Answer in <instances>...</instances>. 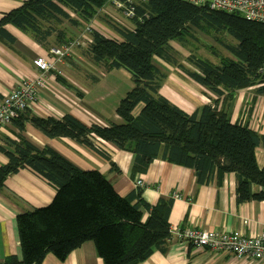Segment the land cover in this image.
<instances>
[{"label": "trees", "instance_id": "16d2710c", "mask_svg": "<svg viewBox=\"0 0 264 264\" xmlns=\"http://www.w3.org/2000/svg\"><path fill=\"white\" fill-rule=\"evenodd\" d=\"M110 0H22L0 15V40L13 46L12 25L42 46L54 38L56 47L68 44L65 23L83 29ZM132 27L114 24L120 38L95 27L85 55L108 70L124 68L134 81L116 108L120 122L88 125L70 113L58 119L42 117L27 108L13 120L15 138L6 137L0 151V189L7 178L30 169L51 184L52 201L20 213L17 225L22 255L11 254L0 264H42L48 254L65 260L87 241H93L104 264H139L156 250L165 251L171 238L172 197L155 205L122 196L96 169L84 170L50 146L38 147L23 132L30 123L49 138H69L96 147L93 139L134 154L132 173L146 172L156 158L190 168L198 184L221 185L228 173L237 177L239 202L264 200V167L256 147L264 134L243 122H233L227 106L233 93L253 87L264 96V23L238 12L212 9L184 0H146L134 4ZM197 32L214 38L229 55L214 63L193 52L182 63L171 41L197 39ZM212 48V47H211ZM185 72L216 98L188 113L161 94L169 76L164 63ZM57 78L71 84L61 75ZM75 88V87H74ZM221 99L223 102H221ZM143 104L135 115L134 109ZM148 212L144 219L143 210Z\"/></svg>", "mask_w": 264, "mask_h": 264}, {"label": "crops", "instance_id": "0c3cea01", "mask_svg": "<svg viewBox=\"0 0 264 264\" xmlns=\"http://www.w3.org/2000/svg\"><path fill=\"white\" fill-rule=\"evenodd\" d=\"M21 1L15 5L0 2V15L1 11L6 12L11 7L19 6ZM7 29L16 37V41L13 46H9L0 40V100L17 87L22 79L38 77L40 72L34 66L33 59L38 56L50 57V49L56 47L54 38L48 46H42L12 25H8ZM66 76L68 80H74ZM108 76V73L101 74L100 77L91 76L93 81L105 85L106 96H109L111 91ZM59 81L56 73L45 76V86L40 91V99L31 107L32 113L58 119L70 113L88 125L120 122L116 108L125 92L107 111L104 106L95 105L99 100H104V95L90 97L91 88H82V91L76 92L72 90L75 88ZM160 92L188 113L210 103L209 97L216 98L194 80L183 79L176 73L169 74ZM142 106L143 104H139L134 109L135 115L140 112ZM227 110L233 122H243L264 134V96L257 95L253 87L235 91ZM17 132L18 129L13 123L2 128L0 145H4L6 137L15 138ZM23 134L38 147L50 146L84 170H99L122 196L138 194L135 202L141 200L155 205L162 197H172L171 229L188 226L200 230L239 231L247 236H257L264 231V200L239 202L237 177L233 172L225 176L221 185L215 182L198 184L192 169L156 158L146 172L133 174L134 154L111 143L93 139L95 145L108 155L106 157L98 150L78 144L69 138H49L30 123L26 124ZM256 157L259 166L264 167V145L256 147ZM7 161L8 157L0 151V165ZM138 179L143 180L144 186L136 185ZM55 192L51 184L30 169H22L7 178L5 186L0 189V261L11 254L22 255L17 216L35 207L49 204ZM142 210L145 219L148 212L144 208ZM42 264H104V261L98 256L94 242L87 241L65 260H60L50 253ZM139 264H264V261L240 259L231 254L198 249L189 243L170 239L164 252L156 250Z\"/></svg>", "mask_w": 264, "mask_h": 264}, {"label": "built area", "instance_id": "2783aa9c", "mask_svg": "<svg viewBox=\"0 0 264 264\" xmlns=\"http://www.w3.org/2000/svg\"><path fill=\"white\" fill-rule=\"evenodd\" d=\"M146 0H110L127 18L134 16V4ZM195 5H208L212 9L238 12L248 20L264 23V0H184ZM91 26L87 27L89 30ZM52 47L49 56H38L33 59L34 66L40 72L33 79L24 78L20 84L5 94L0 100V130L13 123L23 110L31 108L40 99V91L45 86V76L56 73V63L73 51L74 44ZM58 73V72H57ZM54 117V116H53ZM137 186H144L138 179ZM178 197V195H175ZM171 238L186 242L198 249L231 254L240 259L264 261V231L257 236H247L239 231L224 232L200 230L194 227H174L170 229Z\"/></svg>", "mask_w": 264, "mask_h": 264}, {"label": "rangeland", "instance_id": "374dc122", "mask_svg": "<svg viewBox=\"0 0 264 264\" xmlns=\"http://www.w3.org/2000/svg\"><path fill=\"white\" fill-rule=\"evenodd\" d=\"M19 0H0V2H7L11 3V5H15L18 3ZM11 7L7 11L11 10ZM2 12V11H1ZM5 12V11H3ZM114 24L125 26V27H132V23L129 18H127L121 10L116 8L112 3H108L104 8H102L98 15L92 20L89 25H85L83 29L70 25L69 23H65L66 30L69 39H73L79 44H74L73 51L70 55H66L56 64V74H61L62 77L67 78L68 75L70 78H74V80H68L71 86L75 89L76 92L82 91L81 89H92L90 97H94L95 95H104L103 99L106 101H98V103H94L96 106L101 107L104 106L107 111L112 108V105L115 104L116 99L119 98L122 93L128 92L134 87V81L132 76L129 74L127 70L124 68L121 69H111L108 70L106 67H100L93 64L90 59L85 55V48L87 47L88 40L90 36L88 35L87 27H95L96 29L100 30L102 33L109 37H116L120 38L119 33L114 29ZM198 36L197 39H192L190 42H187L185 45L184 43L178 41H171V45L174 47L176 52L178 53V59L191 67L189 63L186 61L187 57L193 52L195 55L208 59L214 63L219 62L218 55H229L225 48H223L220 43L214 40L211 36L204 34L202 32L196 33ZM74 42V43H76ZM212 47V48H211ZM215 51L218 55H215ZM162 63L163 61L158 59V63ZM164 65L169 69V74L176 73L178 77L183 79H191L185 72L182 70L170 66L163 62ZM61 71V72H60ZM58 72V73H57ZM108 73L109 76L107 78L108 86L111 88L109 96H106L107 88L105 85L99 82L93 81L91 78L92 75H96L100 77L101 74ZM65 74V75H64ZM89 74V76H87ZM106 79V78H105ZM180 79V78H179ZM76 83H74V82ZM61 82V81H59ZM95 85L92 87V84ZM201 92V91H198ZM205 93V92H201ZM210 93V92H209ZM200 94V93H198ZM213 95L212 93H210ZM214 96V95H213ZM124 97V96H123ZM216 97V96H214ZM121 100V99H120ZM207 101V98H205ZM95 100H93L94 102ZM108 113V112H107ZM97 147V145H96Z\"/></svg>", "mask_w": 264, "mask_h": 264}]
</instances>
